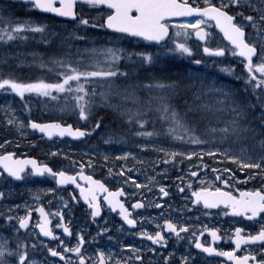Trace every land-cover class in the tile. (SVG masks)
<instances>
[{
  "label": "snow or ice",
  "instance_id": "obj_1",
  "mask_svg": "<svg viewBox=\"0 0 264 264\" xmlns=\"http://www.w3.org/2000/svg\"><path fill=\"white\" fill-rule=\"evenodd\" d=\"M86 3L89 6H98L102 9L99 13L101 22L96 23L95 18L90 22L87 16L79 17V24L91 25L96 28L112 30L113 35L126 38L128 40L142 39L145 41L157 42L159 48L160 42H171V47L165 49L166 52H176L181 56L187 55L191 57L194 49L190 46L188 40L195 36L198 38L197 43L201 45L202 52L212 54L215 58H223L225 55L236 57L246 70L243 74L245 86L242 89L247 92L249 88L255 97V102L250 99H241L237 96L235 89L220 85L216 86L214 82H205L204 78L194 79L188 77L187 83H182L180 79L163 80L157 76H153L150 82L137 81L135 85H117L115 83L118 77H128L127 69H121L119 61L123 58L131 59L137 57L142 64L153 65L159 62V52L156 54L150 51H132L119 46H115L111 39L109 43L102 46H94L85 48L88 52L87 57L77 55L75 58L69 56H51L49 59L52 65L60 69L56 73V79L48 80L43 77L31 80H19L10 75H0V89L16 93L19 97L24 98L25 94L35 93L38 96L48 97L51 100L61 99L63 94L64 105L60 108L63 112H74L78 120L85 123L90 122L88 127H73L71 123L61 122L59 119L49 120L45 122H37L29 120L25 125L23 121L9 119V125L15 124L17 130L21 127L38 130L47 137L55 134L63 137L66 133L71 137H85L90 135L96 129L100 128L101 118L97 117L92 120V116L97 108L104 106L111 109L118 118L126 120L129 124L135 123L143 129L150 117L148 113L155 112L157 118L162 124V129L153 127L146 131L137 132L136 135L143 137H159L166 136L173 141L188 142L194 145H207L210 140L218 141V144L207 149V155L215 159H226L232 161L241 172L249 169L247 175L242 179L247 182L254 179L257 175L264 181V0H259L258 4L253 0H28L32 9L57 14L59 17L73 18L78 17L76 10L77 3ZM234 8L236 11L226 9ZM248 8L256 15L246 14L244 9ZM239 17V19H237ZM6 18H0V24L4 27L0 28V40H12L19 36L21 32L32 31L43 33L47 29V24L37 22L31 19L23 22L6 23ZM210 24H214L222 32L226 38L228 45L210 46L212 33L209 31ZM246 28L249 31L246 33ZM170 31L172 35H170ZM26 38V37H24ZM167 38V39H166ZM80 39H85L80 37ZM45 43H48L46 40ZM200 64L199 59L193 62ZM41 68L49 67L43 61L39 62ZM223 72L235 75V64H219ZM135 71V69L133 70ZM179 75L180 69H176ZM240 79L241 76H236ZM103 81L104 87L100 91L96 90L95 85ZM139 87L149 90L146 97H140L137 94ZM152 89H157L163 94H153ZM181 89H192L191 100L185 96L182 103L186 105L181 110L172 102V98L180 95ZM115 99V102H114ZM259 107V114L250 117V110L254 111ZM193 112L195 115L193 120L204 121V127L198 131L197 123L187 118V112ZM259 120V127L253 123V120ZM25 133H21L24 135ZM113 135H119L115 130L108 134L109 139ZM204 137V138H202ZM210 138V139H209ZM255 140L252 150L241 145L238 150H234L232 146L222 147L226 144H235L240 140ZM8 141H5L7 143ZM258 145L259 151L256 152L255 147ZM141 149H154L157 152L164 153L163 157H158L155 163L164 161H176L177 156L191 158L193 156L203 157L205 148L199 147L197 150H181L180 148L164 147L157 143H141L138 145ZM219 153V156L216 154ZM56 154V151L51 153ZM70 165H76L80 170L78 172L65 171L63 168L54 170L48 163H39L34 157L15 156L11 151H5L0 154V176L7 174L11 178L23 179L24 175L36 173L44 175L45 173L52 176L59 185H66L69 182L76 184L79 188V195L89 203L90 213L93 218L99 216L101 206L97 199L98 192H106L103 197L107 204L111 206V210H119V216L127 223V225H136L137 218H134L132 211L142 208L144 202L141 199L132 201L131 208L125 205L124 201L119 199V195L123 192V188H116L110 191L107 186L100 180L95 179L92 175L86 174L84 171L85 163L80 161L76 164L73 157L67 156ZM133 157L135 153L123 152L122 157ZM104 160L109 157L105 155ZM144 163V161H138ZM93 161L88 162L90 168ZM200 163H203L200 160ZM31 165L29 173H25V167ZM127 165L120 168V173L124 174ZM207 168L208 165L204 164ZM188 168L192 165L189 163ZM252 169H258V172H252ZM199 169H197L198 171ZM109 174L112 169H109ZM163 171V170H162ZM215 179L221 185H229L230 179L240 180L231 168H225L223 171L227 173L225 178H221L220 173L213 168ZM195 176L196 172L193 171ZM79 180L88 182V187L78 183ZM134 178L127 176V181ZM179 179V177L177 178ZM149 180H155V177H149ZM201 186L191 191L192 205L203 203L208 208L217 207L219 205H227L228 211L234 214H242L245 217H260L264 220V183L259 187L235 188L234 191H227L223 186H217L212 181L208 182V186H204L201 180ZM136 188H140V183H135ZM156 187L159 188L161 196H168L169 192L165 190L166 186L157 182ZM188 187L192 189V181H188ZM183 191V188L180 189ZM48 192L54 191L52 188L47 189ZM235 193V194H234ZM135 195V193H132ZM143 193H141V196ZM4 193L0 191V197ZM72 199H76L72 194ZM67 205V201H64ZM163 201H157L156 207H160ZM151 206V204H149ZM39 212V222L35 225L41 233L46 237H56L59 233L54 232L50 226V218L43 205L37 209ZM32 210L28 208L25 215L19 216L18 225L15 231L19 229H27L30 223ZM63 221L62 212L54 213ZM12 220V217H7ZM141 221L145 218L138 217ZM62 227L64 233L71 234V229L63 223L56 225ZM203 231L192 232L189 239L194 243L196 249H202L205 253H218L221 257H227L234 261L235 264H264V258L257 259L255 252L246 251L244 255H237V249L241 248L242 243L247 242H264V224L255 232H248L241 235L242 229L235 227L232 231L235 233L230 237L234 241L235 247L228 249L215 247L213 243L200 240V236L204 232L211 234V240L217 241L221 239L218 230L215 227L201 226ZM165 230L171 234H175L178 238L182 232H189V225L179 220L176 222L170 218H161L156 223V230L149 232L146 228L136 235L147 237L155 245L167 246V236ZM107 228L101 227L99 232H106ZM98 235V234H97ZM77 240L72 245L59 241L63 246V251H58L55 247H48L47 251L55 257H60L64 264H72V257L65 253H75L79 264H85L87 259L82 246L85 244L84 235L77 233ZM7 241L0 243V264H37V261L29 257V252L25 244H19L17 247L6 246ZM35 247V245H33ZM121 248L130 249L131 255L113 257L112 252L106 253L99 250L96 255V261L93 264H105L106 259L112 264H145V259L137 254L142 249L135 247L131 243L121 244ZM143 251H151L156 253V248L145 249ZM260 253L264 256V243L260 246ZM172 252L162 257L163 261L168 262ZM10 257H13L10 259ZM151 258H149L150 260ZM192 264L191 254L181 255L180 264ZM223 264V261H221Z\"/></svg>",
  "mask_w": 264,
  "mask_h": 264
},
{
  "label": "flooded vegetation",
  "instance_id": "obj_2",
  "mask_svg": "<svg viewBox=\"0 0 264 264\" xmlns=\"http://www.w3.org/2000/svg\"><path fill=\"white\" fill-rule=\"evenodd\" d=\"M0 131L7 133L9 136L7 139L0 137V143L5 146L4 148L0 146V154H3L5 151H11L15 156L22 157L27 154V147L29 145L31 148L34 145H38L41 148L45 143L50 145L44 139L30 134V131H25L22 127L19 130L16 127L0 128ZM21 133L25 134L21 135ZM5 141L8 142L5 143ZM56 142L69 143L76 146V143L69 140L51 143ZM34 154L33 156L39 160V163H48L54 170L61 168L65 171L73 172L80 170L76 165H70V161L66 156H44L38 152H34ZM77 159L75 161L78 165L80 161H77ZM90 161H93L90 168L87 166L88 162H84L85 173L100 180L110 191H114L116 188H123V192L118 198L123 200L126 206L131 208L132 201L135 199H141L144 202L142 208L132 211L133 217L137 218L136 225H127L123 218L119 216V210H111V206L103 199L107 194L106 192L97 193L101 211L99 216L93 218L90 213L89 203L81 198L77 188L61 187L52 176L46 173L43 177H39L37 174L25 171V173L29 174H23L24 178L21 182H16L14 178L9 177L7 174L0 176V191L4 193V196L0 197V206L5 211L4 217L0 220V243L7 241L6 246L11 247L25 244L29 257L37 261V264H64L60 257L53 256L47 251V248L55 247L58 251H63V246L60 245L59 241L63 239L65 244L72 246L78 238L77 233L84 235L85 244L82 246V252L87 257L85 264H93V261H96L94 253H98L99 250H103L106 253L112 252L113 257L116 255L122 257L131 255L130 249L121 248V244L123 243H131L135 247L142 249L137 254L145 259V264H180L181 255L189 254H191L192 264H221V261H223V264H235L234 261L229 260L227 257H221L218 253H205L202 249H196L194 243L189 239L190 234L192 232L203 231L202 225L209 228L215 227L221 239L213 242L211 234L204 232V235L199 237L201 242H210L215 247L228 249L235 247L234 241L230 239L235 234L232 229L240 227L242 229L241 235H246L248 232L255 233L264 224V220L260 217L249 218L242 214L229 212L227 205L208 208L202 202L192 205L189 199L191 191L201 186V180L204 181V186H208V182L212 181L217 186H223L227 191H234L233 185L235 188H239L240 186L242 188L248 187L247 185L251 184L250 181L247 184H243V182L239 183L235 179H230L229 185H221L215 179V173L212 175L205 171H195L196 173H200V176L190 179L192 181V189H190L188 187L189 180H186L184 177L192 175L193 171H186L181 168L178 171H174L172 163L169 166L164 165L171 171L160 172L163 173L162 176L160 173H152L150 177H155V180L145 182L138 172L131 173V171L127 172L125 169V173L121 174L119 170L125 163L109 164L107 161L99 163L95 157L91 158ZM225 168L223 165L217 167L222 179L227 176V173L223 171ZM109 169H112L111 174H109ZM128 175H133L134 179L125 183ZM178 177L179 179H177ZM256 180V187L264 183L261 178H257ZM157 182L166 186L165 190L169 192L168 196H161L159 194V188L156 187ZM78 183L88 187L87 183L79 179ZM135 183H140L142 186L136 188L134 186ZM48 188H52L54 191L48 192ZM181 188H183V191L180 190ZM132 193H135V195H132ZM141 193H143L142 196ZM72 194L75 195L76 199H72ZM161 200L163 203L160 207H156V202ZM64 201H67V205H65ZM40 205H43L46 212H48L50 226L54 232L59 233V236L46 237L35 226L39 222L40 214L37 209ZM28 208L32 210L29 227L27 229H19L18 232L15 231L13 225L16 228L19 227L17 218L25 215ZM56 212H62L63 221L60 220L58 215L54 214ZM9 216L12 217V220L7 219ZM140 216L145 219L141 221L138 219ZM161 218H170L174 222L179 220L182 223H186L189 225V232H182L178 238L175 234H171L165 230V235L167 236L166 247L155 245L147 237L136 235L141 230V227L146 228L149 232H154L156 230V223ZM61 223L71 229L70 235L64 233L62 227H56V225ZM101 227L107 228L108 231L99 232ZM262 243L264 242L242 243L241 248L237 249L236 254L244 255L246 251L255 252L256 258L262 259L264 258L260 253ZM152 247L156 248V253L143 251ZM168 252H172L173 255L168 262H165L162 257L167 255ZM65 255L72 257V264H79L75 253L67 252ZM12 258L10 257V259ZM149 258L151 259L149 260ZM105 264H112V262L106 259Z\"/></svg>",
  "mask_w": 264,
  "mask_h": 264
},
{
  "label": "rangeland",
  "instance_id": "obj_3",
  "mask_svg": "<svg viewBox=\"0 0 264 264\" xmlns=\"http://www.w3.org/2000/svg\"><path fill=\"white\" fill-rule=\"evenodd\" d=\"M258 2H259V0H253V3L258 4ZM1 9L7 11V14L19 13L18 15L11 17V20H14L15 22H18V21L20 22V20L22 18H24V15L28 16V10H27L28 8L23 9V12H14V8L11 7L9 5V3L6 1H0V10ZM101 11H102V9L99 7L83 6L81 13H80V16H87L89 18L90 22L95 18L96 23L98 24L101 22V20H100L101 17L99 15V13ZM20 14H24V15H20ZM38 22H44V19H40ZM52 24L56 25L54 23H52ZM71 26H72L73 30L71 29ZM3 27H4V25L0 24V28H3ZM63 28H64L65 32L70 33L69 37H62L61 38V42L66 44V48L64 50L59 49L58 36L55 33L49 34L46 38L48 43H45V42L41 41V39H40V35H41V34H39L40 32H36L35 34H39V36L33 38L32 40L42 42L44 45L40 44L39 42H36L35 47H32V49H31L32 51H34L33 55H38L41 52L40 48H43L44 49L43 54H45L46 57H51V54H53V56H61V55L69 56L70 55L72 58H75L77 55L87 57L89 55V53L83 51L85 48H91L94 46H102L106 43H109L110 39H111V42H113L115 46L121 47L122 46L121 43L125 40L122 37L113 35L112 33H108L105 29L93 27L91 25V23L89 25H81L78 22V23H75L74 25H65V26H63ZM81 28H83L82 30H84V31L86 29H90L92 35H96V34H98V32H100V35L103 36V38L101 40H99L97 38H92V40H90V41H87L86 38L80 39V37H83V36H79L77 33L81 32V30L78 31V29H81ZM92 29H95L98 32L97 31L92 32ZM192 39L193 38L190 37L188 40L190 46H192L194 49V54L192 56L200 54L204 60L203 64L200 63L198 65L197 64H195V65H197L198 67H201V70H199V75H201L203 73V78L205 79V82L207 83L208 81H206V77H207V74L210 71V69H212L215 65L218 66L221 63L229 64V60H230L231 56L225 55L224 58H220V59H213V60L208 59L207 57L204 56V53L202 52V50L194 44ZM83 42H84V44H82ZM19 46H20L19 42H15L13 45H11L10 47H8L4 50L3 55H5L6 57H3L0 54V60L5 61V62L9 61V63H10V64H7L8 68L4 69V71L9 70L12 75L18 77L17 79L24 80V81L31 80V79H33V77L34 78H40L43 76L46 77V76L50 75L48 73H43L42 71L30 66L29 64L24 62V59L22 60V62L16 60L13 57V55L18 54ZM171 46H172L171 43H169L167 45L165 44L162 49L165 50ZM171 53L181 56L179 53H176V52H171ZM181 57H188V56L184 55ZM120 61H119V63H120ZM219 69H220V67H219ZM49 70L51 71L52 69H49ZM177 77L183 82V75L181 72L179 73V75H177ZM242 77L243 76H241V79H243ZM215 85L220 86L219 83H217V84L215 83ZM227 86H229L231 88L235 87L231 84H229ZM14 95L18 96L16 93H14ZM243 99H246V98L244 97ZM179 102H177V101L173 102L177 106L178 109H180L179 105H178ZM180 105L182 106V110L180 109L182 112L186 106L183 104H180ZM4 106L5 105H2V107L0 108V128L16 127L15 124L9 125L7 123V121L9 119H11L9 117V115L12 114L13 115L12 117H16L15 112H14V106L10 103L8 110L5 109ZM51 112H56V111L45 112L44 113L45 117L51 118L52 120L59 119V120H61V122H73V123H75V121L72 117L59 118L60 114L56 115V114H52ZM254 112H255V110L254 111L250 110V116L251 117L258 116L259 111L255 112V113ZM182 113L184 114V112H182ZM194 115L195 114L191 111L187 112V118L190 121L196 122L198 125V121L193 120ZM97 117L101 118V125H100L101 131L98 133V138L101 140L102 145H99V144L96 145L95 143L89 142L88 143L89 147H86L80 151L81 155H87L88 153L84 152V150L85 151L90 150L92 152H96V154H97L96 157H99L101 159H103V157L105 155H107L109 157L108 162L111 159H115V160L122 159L123 158L122 153L125 151L135 153V155H140L136 160H134V163L137 166L141 167L139 169L138 173H139L140 177L143 179V181H145V182L150 181L149 177L151 176L152 173L156 174V173H160V172L171 171L165 167V166H169L171 163L174 165V168H181L182 170H186V171H192L194 166H196L195 164H193L192 161L189 162V158L177 156L176 161H178V162H174V161H169L167 163L163 162V165H165V166H162L160 168L146 167L145 166L146 163L150 160V158L147 157V155L149 153H151V154H153V153L162 154L164 156V153L157 152L154 149H141L138 147V145L141 143H157V144H160L159 142L156 141V137H143V136L136 135L137 132H140L142 130L146 131L145 127H147V126H145L143 129H141L139 126H136L134 129L136 132H135V134L132 135V134H128V133H125V132L117 129L109 120L103 118V116H100L98 111H95L93 116H92V120H95ZM12 119H14V118H12ZM19 121H22V120H19ZM23 122L25 124V121H23ZM78 124H81V123L79 122ZM203 127H204V121H200V127H197L198 131L200 129H202ZM257 127H259V124H257ZM113 130H115L116 133H119V135H113L112 139H109L108 134L110 132H112ZM0 137L7 139L9 136L7 133L0 131ZM202 138H204V137H202ZM178 143L179 142H173V144H174L173 147L179 148ZM183 143L188 144V147L180 148L181 150H193V151L197 150L196 148H192L190 146V145H194V144L188 143L186 141ZM216 144H218V141L210 140L209 144L205 145L206 151H205V155L203 156V160H205V159L213 160L214 163H216V164L218 163V160H219V162L222 163V161L224 160L223 158L215 159L214 157L207 155V149L209 147L216 145ZM105 145H108V146L110 145L113 147L109 149ZM160 145H162V144H160ZM241 145L246 146L249 149V151H251L253 146L255 145V140H253L252 138H249L248 140L237 141L235 144H231V142H230V144L222 145V147L232 146L234 148V150H238V148ZM0 146L2 148L5 147L4 144H1V143H0ZM66 146H69L71 148L70 154H73V148L71 147V145L68 144ZM41 149H46V151H47L48 150V144L45 143V145L43 147H41ZM255 150H256V152L259 151L258 145H256ZM63 153H64V151H63ZM216 155L219 156V153H217ZM138 161H144V163H140ZM189 163H191V165H192L191 169L187 168V165H189ZM203 164H202V166H203ZM203 168H204V166H203ZM249 171H250L249 169H245L243 172H241V175L238 176V177H241V179L238 181L243 182V184H247L250 181L251 184L247 185V186L248 187H256V184H257L256 179L260 178L259 175H257L254 179H249L247 182H245L242 179L245 175L248 174ZM251 171L252 172H258L259 170L258 169H252ZM160 175L162 176L163 173H160ZM195 176L199 177L200 173H196ZM195 176L189 175V176L184 177V178L186 180H190V179L194 178ZM239 188H242V187L240 186Z\"/></svg>",
  "mask_w": 264,
  "mask_h": 264
},
{
  "label": "trees",
  "instance_id": "obj_4",
  "mask_svg": "<svg viewBox=\"0 0 264 264\" xmlns=\"http://www.w3.org/2000/svg\"><path fill=\"white\" fill-rule=\"evenodd\" d=\"M176 69H180L178 64H174V66H171L169 64V65H167V67L157 65V66H153L151 68H147L145 70L138 69V70H135L130 75L131 78H130V82H128V84L135 85L137 81L150 82L154 75L163 79V80H169V79L176 80V79H179L177 77L178 74L176 72ZM180 72L183 75V82L182 83H187L188 77L192 76L191 71L189 73L188 69L185 68L184 71L182 69H180ZM101 87H104V86H100L99 88L101 89ZM151 91L153 92V94H163L157 89H152ZM191 91H192V89H181L180 95L175 96L172 99L174 100V102H176V101L179 102L181 99H183L185 96H187L188 99L191 100V98H192L191 97ZM137 94L143 98V97L148 96L149 90H147L143 87H139L137 90ZM114 102H115V99H114ZM179 108L182 110V106L180 104H179ZM99 109H102L101 111H99L100 116H103V118L109 120L115 127L122 128L130 134H135L136 131L134 129L137 126L135 123L129 124L126 120L118 118L116 116V114L111 109L105 108L104 106H100ZM51 113L56 114V115L59 114L57 112H51ZM148 116L150 117V119L148 120V123L146 125L147 127H145L146 130L151 129L153 127L154 122H155V125H158V126L161 124V122L157 118V114L155 112L148 113ZM156 128L162 129V125L160 127H156Z\"/></svg>",
  "mask_w": 264,
  "mask_h": 264
},
{
  "label": "bare ground",
  "instance_id": "obj_5",
  "mask_svg": "<svg viewBox=\"0 0 264 264\" xmlns=\"http://www.w3.org/2000/svg\"><path fill=\"white\" fill-rule=\"evenodd\" d=\"M54 24H56V23H54ZM20 44V43H19ZM42 73V72H41ZM67 123H71L72 125H73V127H74V125H75V123H73V122H67ZM37 176H39L40 177V175H37Z\"/></svg>",
  "mask_w": 264,
  "mask_h": 264
},
{
  "label": "water",
  "instance_id": "obj_6",
  "mask_svg": "<svg viewBox=\"0 0 264 264\" xmlns=\"http://www.w3.org/2000/svg\"><path fill=\"white\" fill-rule=\"evenodd\" d=\"M28 1V0H27ZM76 138H80V139H82L83 137H76Z\"/></svg>",
  "mask_w": 264,
  "mask_h": 264
}]
</instances>
